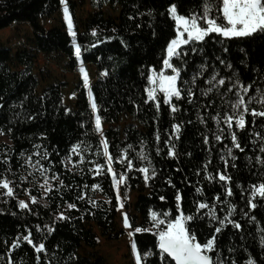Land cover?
<instances>
[{"label":"trees","instance_id":"16d2710c","mask_svg":"<svg viewBox=\"0 0 264 264\" xmlns=\"http://www.w3.org/2000/svg\"><path fill=\"white\" fill-rule=\"evenodd\" d=\"M65 2L73 14V1ZM90 3L96 12L85 20L75 36L76 44L81 47L79 58L75 55L73 37L64 28L45 29L40 25L42 19L58 13L60 0H0V31L25 24L33 32L36 54H59L69 61L71 69L77 67L80 59L96 70L98 77L90 93L101 122L109 126L104 140L113 158L112 165L117 174L125 175L121 193L127 197L130 192H139L132 206L134 215L129 219L132 229L150 226V209L158 214L168 211L174 217L177 190L186 214L195 213L197 202L203 201L209 206L215 204L217 216L223 219L230 201L236 206L230 219L241 227L226 224L216 233V248L209 254L215 259L219 253L224 264H247L249 258L256 264H264L261 243L264 198H254L257 205L254 209L247 204L250 185L264 182V165L256 159L264 158L261 152L264 117H253L249 112L244 129L237 128L233 122V131L244 149L241 151L233 146L222 119L224 138L215 139L217 122L211 118L218 111H230L227 101H234L235 95L228 93L222 97L220 93L226 91V86H221L220 92L214 89L203 94L215 71L220 77L235 73L242 83L251 85L248 95L260 99L264 94V34L230 40L210 34L204 41L183 45L182 56L172 60L181 69L177 84L182 95L166 104L161 94L156 101L148 100L145 89L149 87V70L158 72L162 68L167 44L176 35L168 8L175 4L179 14L199 12L203 0H91ZM105 6L118 9L119 15L106 16L102 11ZM12 61L19 69L11 67ZM34 61L35 54L31 52L20 51L12 57L9 49L0 48V135L10 143H0V179L10 181L13 188V195L8 196L0 187V264L9 261L12 264H106L102 257L81 254L83 249H96L99 238L117 241L124 235L116 230L117 196L94 130L86 90L75 89L72 109L64 103L65 84L51 85L38 94L32 74ZM228 64L232 67H227ZM201 65L204 74L197 75ZM188 88L193 92L191 101ZM257 89L262 93H257ZM249 108L264 110L255 101ZM122 117L131 120L123 129L115 126ZM173 125L180 126L178 133ZM73 145L79 146L76 151L72 150ZM169 147L175 153L173 156L168 155ZM141 152L143 156L139 155ZM127 160L133 163L131 169ZM149 163V179L145 181V173L139 169L149 167ZM29 164L42 168L49 178L52 187L46 194L31 188ZM96 164L102 165L99 172ZM153 170L155 176L151 175ZM220 173L231 180L221 181ZM94 184L98 186L95 189ZM227 187L233 191L231 197H227ZM197 188L201 192L197 193ZM26 196L36 200L21 209L19 201ZM161 196L165 199L161 200ZM69 203L76 207L69 209ZM207 211L201 209V214ZM60 213L66 218H59ZM190 226L198 234V240L206 242L218 225L211 222L210 226L209 218L201 215ZM29 232L32 245L23 240ZM132 239L141 254L153 252L142 264H161L154 234L134 233ZM17 240L19 247L13 248V241ZM41 243L44 250L36 252L35 247Z\"/></svg>","mask_w":264,"mask_h":264},{"label":"snow or ice","instance_id":"6c2138e0","mask_svg":"<svg viewBox=\"0 0 264 264\" xmlns=\"http://www.w3.org/2000/svg\"><path fill=\"white\" fill-rule=\"evenodd\" d=\"M60 2L64 5V19L67 23L69 35L73 37L75 55L79 58L81 55V47L75 42L76 33L73 31V21L69 15L68 6L65 3V0H60ZM168 14L174 19L176 35L167 44L166 55L163 58V68L158 72L151 69L149 70V74L147 75L149 87L145 89L148 100H158L157 93L159 92L163 94V102L166 104H171L173 97L180 98L182 95L181 89L177 84L181 69L175 66V64L172 63V60L173 58H179L182 56L184 51L182 47L183 45H188L190 42L204 41L206 37L210 36V34H216V36L227 40L232 38L249 37L256 33L264 34V0H203L202 10L190 14H179L177 6L172 4L168 8ZM92 34L95 36L96 31L93 30ZM192 51H196V49L192 48ZM221 63L223 64L224 61L221 60ZM227 67L231 68L232 65L228 64ZM165 69H170L172 74H166ZM203 69L204 66L201 65V70L197 75H203ZM80 72L84 86L87 88L89 84L88 73L83 66H81ZM185 83L187 84L188 82L185 81ZM192 83H195V76L193 77ZM207 83L209 87L203 90L204 95L211 93L214 89L217 92H220L221 86H226V91L220 93L222 97L227 96L228 93H233L235 95L236 98L234 101H227L230 111H224L223 113L218 111L217 114L211 118L217 122L218 134L215 135V139L220 141L224 138V129L220 127L222 119L223 123L227 126V131L231 135L233 146L243 151L244 149L241 148L237 135L233 131V122L237 128L244 129L246 124L245 116L249 112H251L253 117H264V110L257 111L255 108H249V105L253 101L260 103L262 108H264V94L261 95L260 99L249 96L248 93L251 85L242 83L239 76H236L235 73L231 77H220L219 74L214 71ZM187 93L191 101L193 96L191 88L187 89ZM257 93H262V90L257 89ZM89 96L91 97V93H89ZM145 102L147 103V101ZM91 108L93 113H95L97 106L94 102L91 103ZM157 108L159 109V104H157ZM172 111H176L174 105L172 106ZM95 126L96 131L100 132L101 118L98 115L95 117ZM179 127V125H173V129L177 133L179 132ZM157 139H159V136H157ZM207 142L208 138L205 137V143ZM166 143L168 142L166 141ZM101 144L104 147V156L107 157V171L112 174L113 187H116L118 181L117 174L114 173L112 168L113 158L109 154L107 142L101 140ZM78 147V145H73L72 150L76 151ZM157 151L159 152V149H157ZM261 152H264V147H261ZM174 154L172 147H169L168 155L173 156ZM228 154H232L231 148L228 149ZM139 155L143 156V153L141 152ZM144 158L147 159V157ZM223 159L224 157L221 156V160ZM233 159H235V157H233ZM256 159L259 164L264 165V158L258 156ZM121 162H124L123 158H121ZM95 167L97 172H99L102 165L96 164ZM127 167L129 169L133 167L131 160H127ZM150 167L151 164L149 163V167H142L139 169L140 172L145 173V181L149 179L148 172ZM41 171L43 172L42 168ZM151 175L155 176L156 172L153 170ZM209 178L214 179V177L211 176H209ZM52 179H56V177L53 176ZM219 179L221 181H230L231 177L220 173ZM124 180L125 175L123 173L119 174V183H123ZM10 183L11 182L6 179H0V187L6 189V194L9 196L13 194V188L10 187ZM45 183H47V178H45ZM61 183L63 182L61 181ZM169 183H171V181H169ZM92 187L95 189L98 186L94 184ZM45 191H47V188ZM196 192H201V189L197 188ZM226 193L227 197L233 195L231 187L226 188ZM256 196L264 198V182L250 185L247 204L253 209L257 207L256 203H254V198ZM80 198L83 199V197ZM119 199L120 197L118 194L117 200ZM160 199L164 200L165 197L161 196ZM215 199L219 202V196ZM35 200L36 198L32 197V201L35 202ZM175 200L177 203L175 210L176 214L174 217L171 216L168 211L158 214L154 210H149L151 224L148 228L137 226L132 229L127 214H124V226L132 229L128 233L129 237L131 238L133 233L152 232L155 235V248L159 250L161 264H171V262H174V264H224L219 253L216 254L215 259L209 253H212L216 248V233H220L226 224H231L237 229L241 227L237 221L230 219L236 206L229 201L227 215L221 219L216 214L215 204L209 206L208 203L199 201L197 202L196 212L186 214L181 207L180 202L182 197L179 190H177ZM91 203H95V201H91ZM19 207L21 209H26L28 208V204L21 200L19 201ZM75 207V204H68L69 209ZM201 209H207L208 211L201 214ZM201 215H206L209 218L210 226L211 222H216L218 225L215 226L214 233L206 240V242L199 241L198 234L190 226L191 222L198 217H201ZM245 215H248V213H245ZM59 218L65 219L66 217L63 213H60ZM49 231H51V229H49ZM23 240L30 245L33 244L30 232L28 235L23 236ZM261 243L264 245V239H262ZM12 247H19V241H13ZM44 248L45 245L41 243L35 247V251L41 252ZM131 248L135 264H142L144 258L153 255L152 250L145 251L141 254L137 250V243L135 240H131ZM9 264H12V262L9 261ZM233 264H235V262H233ZM247 264H256V262L249 258Z\"/></svg>","mask_w":264,"mask_h":264},{"label":"rangeland","instance_id":"374dc122","mask_svg":"<svg viewBox=\"0 0 264 264\" xmlns=\"http://www.w3.org/2000/svg\"><path fill=\"white\" fill-rule=\"evenodd\" d=\"M72 1H73V14H71L69 7L68 10H69V15L71 16L73 21V31L77 33V31L81 30L85 20H87L91 15H93L96 12V10H94L91 7V3H90L91 0H72ZM63 9H64V5L61 4V8L58 11V13H56L50 18L42 19L40 21V25L45 29H50L53 27H62L68 32L67 23L64 19ZM102 11L106 16L112 18H116L119 15L118 9L109 8L108 6L103 7ZM0 48L9 49L12 57H14V55L20 51H27L35 54V61L32 69V74L35 76L37 81L38 94H41L43 90H45L47 87L51 85L65 84L66 88L63 91L64 103L66 106L72 109L75 104V89L77 87H83L86 90L89 104L91 107V103L93 102V99L92 97L89 96L90 87L95 83L98 77V73L93 67L84 65L80 61V59H78L77 67L75 69H71L69 65V61L65 59V57L59 54H54V55L36 54L33 47V32L30 29V27L26 26L25 24H15L8 29L0 31ZM81 66L84 67V69L86 70L89 76V84L87 88L84 86L83 78L80 72ZM11 67L14 69H19V67L14 63V61L11 62ZM165 73L169 75L172 74L170 69H165ZM159 94L163 95L162 93L158 92L157 95ZM92 115H93L94 130L101 143V140H104V133L109 128V126L101 122V131L97 132L95 126V117L97 116V113L96 112L93 113L92 111ZM130 123H131L130 118L122 117L119 123L115 126H118L121 129H123L126 125ZM0 143L10 144L8 139L3 135H0ZM101 147L104 154V147L102 144ZM105 159L107 162V157H105ZM112 168L114 173H116V170L114 169L113 165ZM28 169L32 176L31 188H35L38 192L42 194H46L52 187L49 178L46 176L44 172L41 171V169H38L36 166L29 164ZM119 174H117V181H118L117 186L114 187L116 196L119 194L120 197V199L117 200L118 209H117V217L115 223H116V230L123 231L124 235L117 241H109L105 238H99V244L96 249L94 250L83 249L81 251V254L96 255L102 257L105 260L106 264H135V259L131 248V240L133 239L132 237L130 238L128 234L129 231H131L132 229L126 228L124 226L123 220H124V214H127V217L129 219L134 215L132 211V206L139 192H130L127 197H124L121 193V188L124 182L119 183ZM45 178H47V183H45ZM46 188L47 191H45ZM5 191L7 192L6 189ZM144 193H147V191H144ZM23 201H25L27 204L33 202L32 197H27V196L25 199H23ZM96 232L99 233L97 230Z\"/></svg>","mask_w":264,"mask_h":264}]
</instances>
